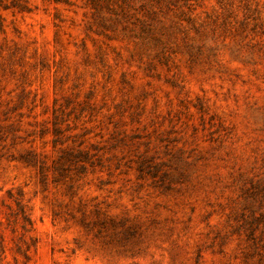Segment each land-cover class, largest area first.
<instances>
[{
	"label": "rangeland",
	"instance_id": "374dc122",
	"mask_svg": "<svg viewBox=\"0 0 264 264\" xmlns=\"http://www.w3.org/2000/svg\"><path fill=\"white\" fill-rule=\"evenodd\" d=\"M0 217L5 264H264V0H0Z\"/></svg>",
	"mask_w": 264,
	"mask_h": 264
},
{
	"label": "trees",
	"instance_id": "16d2710c",
	"mask_svg": "<svg viewBox=\"0 0 264 264\" xmlns=\"http://www.w3.org/2000/svg\"><path fill=\"white\" fill-rule=\"evenodd\" d=\"M17 205H18V209L15 213V223H17L18 226L17 228L16 226H12L13 231H18L15 250L24 254L26 258H29V255L26 249L24 248V245L27 244L28 242L25 239V237H26V233L30 231L32 228V221L27 211L26 205L22 203V200L19 197L17 199ZM6 221L7 224L9 225L12 224L11 218L9 216L6 217ZM0 224L2 226L5 224V221L2 220L1 217H0ZM0 236L3 237L1 231H0ZM6 251H7V245L4 243V239H2L0 240V264H5L3 260L6 256ZM23 264H28V263L23 262Z\"/></svg>",
	"mask_w": 264,
	"mask_h": 264
}]
</instances>
